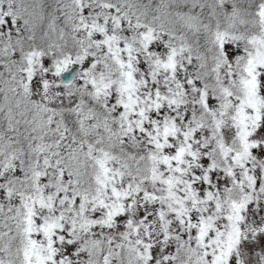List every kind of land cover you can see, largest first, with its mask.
<instances>
[{"label":"rangeland","instance_id":"rangeland-1","mask_svg":"<svg viewBox=\"0 0 264 264\" xmlns=\"http://www.w3.org/2000/svg\"><path fill=\"white\" fill-rule=\"evenodd\" d=\"M205 1L0 0V239L13 218L23 264H264V10L208 0V32ZM19 136L29 193L5 183Z\"/></svg>","mask_w":264,"mask_h":264},{"label":"trees","instance_id":"trees-1","mask_svg":"<svg viewBox=\"0 0 264 264\" xmlns=\"http://www.w3.org/2000/svg\"><path fill=\"white\" fill-rule=\"evenodd\" d=\"M21 1L24 2L25 5H27L25 3V0H21ZM165 1L166 0H135V2H140V4H143L144 2L146 4L148 2L147 4H152V5L156 6L155 9L158 7L156 10L158 13L160 12V9L163 8V4ZM34 2L41 6L39 11L41 10L42 17H44L45 19L49 16L50 9H54V7H55V2H53V0H38V1L34 0ZM132 2H133V0H132ZM235 3H236V6L241 8L242 12H244L246 19H248L250 21L253 20V17H255V15H257V18H259V13H261L264 10V0H261V2L258 0H235ZM131 6L134 7L133 4H131ZM215 6H214V8H215ZM214 8L209 6L208 0H206L205 2L200 4V8L197 11H196V8H194L195 9V11H194L195 16L197 17L198 20L202 21L203 26L206 28V30L208 32L210 31L208 24H211L210 20L212 19V17L209 15V13L211 12V13H213L211 15H215L214 14V11H215ZM41 20H42V22L40 25H42V23H43V19H41ZM215 20L221 21L220 16L216 15V19H214V21ZM248 25L251 26V24H249V22H248ZM37 28H38V26H37ZM37 28L35 31L36 32L35 35H38L39 28H41V26L38 29ZM205 33H206V31L202 27V29L197 32V35L199 38L206 40V44H207V42L210 41L211 37L212 36L214 37V35L207 33L205 36ZM204 40H199V41H202L205 44ZM215 41L216 40H213L211 43L208 44L209 49H206V50L202 49L203 50L202 53L204 54V58L207 61H209L210 58H212L214 56V53L212 51L215 50V48H216ZM36 42H37V40H36ZM38 47H39V44H38ZM44 49H46V48L44 47ZM38 50L40 51V49H38ZM207 50H208V52H207ZM45 51L46 50H44V54L47 53L49 55V51H47V52H45ZM66 113L69 116L68 117L69 124L67 126L68 132L70 133V135L73 138L76 139V141H77L76 144L78 146H84L86 143L85 137L81 136L79 130H77V127H76V124L74 122L73 115L71 114V112L70 113L66 112ZM21 134H23V133H21ZM77 137H78V139H77ZM18 141H19V145H20L21 149H23L21 167L18 169V171H16L17 174H10L12 172H10V171L8 172V170H6L8 175L5 176L6 177L5 183H9L12 186V188H15L19 182L20 188L23 189V192L25 190V193H29V192L33 191L32 188L34 187L33 185L35 184V181H34L35 176L33 175V171H32L33 169L31 168V163H32V160L35 159V156L30 154V152H31L29 149L30 144H28L27 140L25 139V136H19ZM78 149L80 150V151H78V154L82 153V150L80 148H78ZM81 155H83V154H80V158H81ZM129 156H132V155L130 154ZM80 160L82 161V164L84 165V167H87V170H89L88 166L86 165L87 164L86 160L85 159H84L85 161H83V159H80ZM79 170H80V173L77 174L78 175L77 178L78 177L80 178L82 176V171H81V169H79ZM33 176H34V178L32 179ZM22 179L23 180L26 179L28 181V183L25 186L22 184V181H21ZM148 180H150L149 173H148L147 182H148ZM152 191H153V187H151L150 189L148 187V189H147L148 194H151ZM14 194H15V191H14ZM10 195H11V193L9 194V196ZM9 209L10 210L15 209L14 206L12 205V200H11ZM2 223H6V233H7L5 235L6 237L1 233V239H0V249H4L5 247H7L6 249H4L5 255L2 257L3 264H7V263L23 264V257H24V249L25 248H23L22 246H23L24 240H22L21 243L19 242L20 234H19V230H18L17 226L14 224L13 218H10V220L5 219ZM4 241H8V242L6 243ZM121 259H120V261H121ZM8 260H9V262H8ZM122 261L123 262H121V264H124L125 258Z\"/></svg>","mask_w":264,"mask_h":264},{"label":"water","instance_id":"water-1","mask_svg":"<svg viewBox=\"0 0 264 264\" xmlns=\"http://www.w3.org/2000/svg\"><path fill=\"white\" fill-rule=\"evenodd\" d=\"M79 66L76 63H71L65 67H62L58 72V79L63 85L70 84L77 76Z\"/></svg>","mask_w":264,"mask_h":264}]
</instances>
